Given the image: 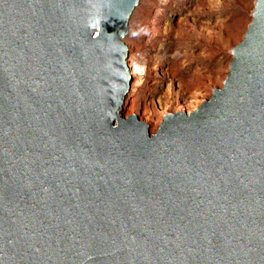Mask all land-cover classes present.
Returning a JSON list of instances; mask_svg holds the SVG:
<instances>
[{"label": "water", "instance_id": "obj_1", "mask_svg": "<svg viewBox=\"0 0 264 264\" xmlns=\"http://www.w3.org/2000/svg\"><path fill=\"white\" fill-rule=\"evenodd\" d=\"M140 0H0V264H264V0L223 87L121 117Z\"/></svg>", "mask_w": 264, "mask_h": 264}, {"label": "rangeland", "instance_id": "obj_2", "mask_svg": "<svg viewBox=\"0 0 264 264\" xmlns=\"http://www.w3.org/2000/svg\"><path fill=\"white\" fill-rule=\"evenodd\" d=\"M256 0H140L123 41L132 76L121 117L155 134L166 113L196 110L223 87L231 50L244 38ZM129 66V63H128Z\"/></svg>", "mask_w": 264, "mask_h": 264}, {"label": "bare ground", "instance_id": "obj_3", "mask_svg": "<svg viewBox=\"0 0 264 264\" xmlns=\"http://www.w3.org/2000/svg\"><path fill=\"white\" fill-rule=\"evenodd\" d=\"M129 63L130 73L132 76L141 75V67L137 63H132L131 60L127 61Z\"/></svg>", "mask_w": 264, "mask_h": 264}]
</instances>
